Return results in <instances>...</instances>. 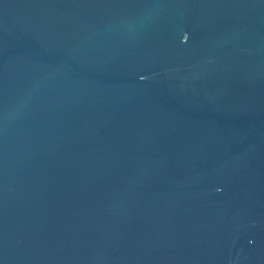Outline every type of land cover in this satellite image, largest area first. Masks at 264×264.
<instances>
[{"label":"water","instance_id":"water-1","mask_svg":"<svg viewBox=\"0 0 264 264\" xmlns=\"http://www.w3.org/2000/svg\"><path fill=\"white\" fill-rule=\"evenodd\" d=\"M0 264H264V0H0Z\"/></svg>","mask_w":264,"mask_h":264}]
</instances>
